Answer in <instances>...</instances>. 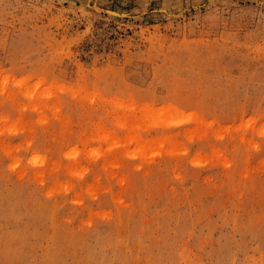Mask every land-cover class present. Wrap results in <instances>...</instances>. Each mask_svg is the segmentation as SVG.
Here are the masks:
<instances>
[{
    "label": "rangeland",
    "instance_id": "obj_1",
    "mask_svg": "<svg viewBox=\"0 0 264 264\" xmlns=\"http://www.w3.org/2000/svg\"><path fill=\"white\" fill-rule=\"evenodd\" d=\"M0 264H264V0H0Z\"/></svg>",
    "mask_w": 264,
    "mask_h": 264
},
{
    "label": "bare ground",
    "instance_id": "obj_2",
    "mask_svg": "<svg viewBox=\"0 0 264 264\" xmlns=\"http://www.w3.org/2000/svg\"><path fill=\"white\" fill-rule=\"evenodd\" d=\"M114 14V13H113ZM129 14V13H128ZM115 15H117V14H115Z\"/></svg>",
    "mask_w": 264,
    "mask_h": 264
}]
</instances>
